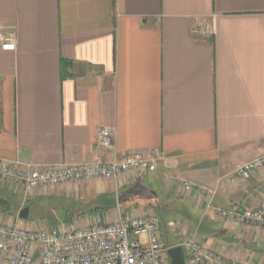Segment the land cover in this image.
Returning <instances> with one entry per match:
<instances>
[{"label":"crops","instance_id":"obj_1","mask_svg":"<svg viewBox=\"0 0 264 264\" xmlns=\"http://www.w3.org/2000/svg\"><path fill=\"white\" fill-rule=\"evenodd\" d=\"M0 33L16 37V51L0 49V160L111 158L102 129L116 133L119 159L162 153L153 174L118 184L74 181L26 196L0 183L16 211H66L72 228L156 214L168 250L198 237L230 262L264 264V230L216 215L264 202V169L236 174L264 156V0H0ZM0 223L50 226L2 210Z\"/></svg>","mask_w":264,"mask_h":264},{"label":"built area","instance_id":"obj_2","mask_svg":"<svg viewBox=\"0 0 264 264\" xmlns=\"http://www.w3.org/2000/svg\"><path fill=\"white\" fill-rule=\"evenodd\" d=\"M194 33L203 32L199 28ZM205 34H215L207 29ZM0 49L16 51V37L0 33ZM101 151L112 154L97 162L82 164L37 165L10 163L0 160V183L10 185L26 196L34 195L42 188L66 185L71 182L107 180L118 184L121 176L143 172L153 174L162 158L158 150L146 156L130 153L117 157L116 133L109 129L98 132ZM264 169V156L238 168L241 179H249ZM180 187L190 192L194 186L180 181ZM200 195L210 197L211 191L199 189ZM210 207V206H209ZM216 215L227 223L253 225L264 230V202L256 208L242 209L232 205L228 209H216ZM146 237L143 242L141 237ZM183 249L192 258V264H243L230 262L221 252L203 244L198 237H190ZM170 264L168 249L162 241L161 221L156 214L131 215L114 224H95L90 227L69 229L42 226L34 230L0 223V264Z\"/></svg>","mask_w":264,"mask_h":264},{"label":"rangeland","instance_id":"obj_3","mask_svg":"<svg viewBox=\"0 0 264 264\" xmlns=\"http://www.w3.org/2000/svg\"><path fill=\"white\" fill-rule=\"evenodd\" d=\"M28 222H47L50 224L51 227H55L57 229H59L60 227L64 229H69L72 228L74 224V221L70 219V216L66 213V211H36V213H32ZM142 238L144 239L145 236L143 235Z\"/></svg>","mask_w":264,"mask_h":264},{"label":"water","instance_id":"obj_4","mask_svg":"<svg viewBox=\"0 0 264 264\" xmlns=\"http://www.w3.org/2000/svg\"><path fill=\"white\" fill-rule=\"evenodd\" d=\"M0 210L8 214H15V209L8 199L2 198L0 196ZM18 218L22 221H27L30 219V209L28 207L16 212ZM168 256L170 258L171 264H187L183 248L175 247L168 250Z\"/></svg>","mask_w":264,"mask_h":264},{"label":"trees","instance_id":"obj_5","mask_svg":"<svg viewBox=\"0 0 264 264\" xmlns=\"http://www.w3.org/2000/svg\"><path fill=\"white\" fill-rule=\"evenodd\" d=\"M11 204H12V202H11ZM14 207V206H13ZM14 209H15V214H16V210L18 209L17 207H14ZM2 212H4V211H2ZM18 212V211H17ZM5 213V212H4ZM9 215H12V214H9ZM14 215V214H13Z\"/></svg>","mask_w":264,"mask_h":264}]
</instances>
